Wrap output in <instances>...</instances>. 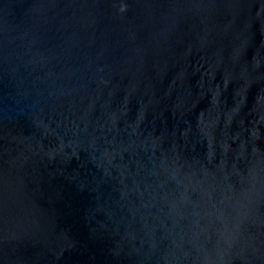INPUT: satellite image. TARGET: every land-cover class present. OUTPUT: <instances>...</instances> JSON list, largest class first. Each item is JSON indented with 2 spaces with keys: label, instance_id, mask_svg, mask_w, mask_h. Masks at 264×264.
Returning <instances> with one entry per match:
<instances>
[{
  "label": "water",
  "instance_id": "water-1",
  "mask_svg": "<svg viewBox=\"0 0 264 264\" xmlns=\"http://www.w3.org/2000/svg\"><path fill=\"white\" fill-rule=\"evenodd\" d=\"M0 264H264V0H0Z\"/></svg>",
  "mask_w": 264,
  "mask_h": 264
}]
</instances>
